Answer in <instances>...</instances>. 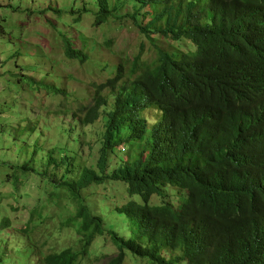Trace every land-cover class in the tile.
Masks as SVG:
<instances>
[{
  "label": "trees",
  "instance_id": "16d2710c",
  "mask_svg": "<svg viewBox=\"0 0 264 264\" xmlns=\"http://www.w3.org/2000/svg\"><path fill=\"white\" fill-rule=\"evenodd\" d=\"M107 1L96 0L93 25L129 18L152 56L141 43L127 75L118 66L75 98L80 152L62 148L57 160L49 150L56 178L47 185L50 205L70 212L60 225L78 248L41 247V263L90 264L108 236L116 254L97 264H125L127 254L149 264H264V0ZM64 55L75 57L68 46ZM98 121L99 157L87 166L81 128ZM100 187L101 202L117 198L96 212L88 199Z\"/></svg>",
  "mask_w": 264,
  "mask_h": 264
},
{
  "label": "rangeland",
  "instance_id": "374dc122",
  "mask_svg": "<svg viewBox=\"0 0 264 264\" xmlns=\"http://www.w3.org/2000/svg\"><path fill=\"white\" fill-rule=\"evenodd\" d=\"M113 3L108 0L107 6ZM99 9L96 0H0V264H42L43 247L48 253L73 246L76 233L60 225L70 212L62 201L56 206L48 200L53 190L47 177L56 174L49 150L59 160L62 148H78L80 129L72 116L76 97L92 95V85L107 82L118 66L127 75L141 43L145 58L152 56L151 42L129 18L93 25ZM128 13L127 6L117 11ZM66 46L75 57L64 55ZM102 129L103 121L81 128L87 166L99 157ZM94 193L88 201L96 212L114 208V194L101 202L107 191L100 187ZM115 250L108 236L98 237L90 264H97L96 256L113 257ZM125 264L149 263L127 254Z\"/></svg>",
  "mask_w": 264,
  "mask_h": 264
},
{
  "label": "clouds",
  "instance_id": "9594fccd",
  "mask_svg": "<svg viewBox=\"0 0 264 264\" xmlns=\"http://www.w3.org/2000/svg\"><path fill=\"white\" fill-rule=\"evenodd\" d=\"M84 59H85V56H84ZM83 59V60H84ZM146 116H147V113L145 114ZM148 117V116H147ZM155 120V119H154ZM154 120L151 122V120L149 121V124H150V126H151V124L154 122ZM59 175V174H58ZM61 176V175H60ZM60 176H57V177H60ZM56 178V177H54V175H49V178ZM88 193V192H87ZM131 200V199H130ZM152 202H156V196H153L152 197V200H151ZM64 203V202H63ZM9 209H13V206H9Z\"/></svg>",
  "mask_w": 264,
  "mask_h": 264
}]
</instances>
